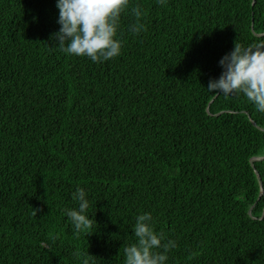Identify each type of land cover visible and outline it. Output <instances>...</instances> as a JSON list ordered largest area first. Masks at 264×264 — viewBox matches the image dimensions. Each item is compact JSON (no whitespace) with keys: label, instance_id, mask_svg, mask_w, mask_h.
<instances>
[{"label":"trees","instance_id":"1","mask_svg":"<svg viewBox=\"0 0 264 264\" xmlns=\"http://www.w3.org/2000/svg\"><path fill=\"white\" fill-rule=\"evenodd\" d=\"M252 1L129 0L121 54L94 62L55 47L56 0H0V264H125L143 213L167 264H264V113L207 90L264 41ZM78 187L97 224L79 234Z\"/></svg>","mask_w":264,"mask_h":264},{"label":"clouds","instance_id":"2","mask_svg":"<svg viewBox=\"0 0 264 264\" xmlns=\"http://www.w3.org/2000/svg\"><path fill=\"white\" fill-rule=\"evenodd\" d=\"M56 6L60 28L54 33L55 47L94 62L121 54L123 40L117 37L121 14L128 8L129 0H56ZM132 13L137 23L131 26V31L139 34L144 29L139 22L143 16L141 6L133 7ZM219 64L223 71L218 79L209 81L207 90L214 95L243 94L257 111L264 113V41L247 46L235 43ZM73 199L79 202L78 207L63 211L79 234L81 230H90L96 221L87 214L90 201L83 187L76 189ZM33 211L36 214L39 210ZM134 235L136 242L124 248L125 264H167L168 253L176 242L155 230L151 213L136 217ZM83 255L86 258L81 264H91L89 258L93 256L88 252Z\"/></svg>","mask_w":264,"mask_h":264},{"label":"water","instance_id":"3","mask_svg":"<svg viewBox=\"0 0 264 264\" xmlns=\"http://www.w3.org/2000/svg\"><path fill=\"white\" fill-rule=\"evenodd\" d=\"M252 3H254V0L252 1ZM264 160V156L263 157H259V158H253V159H250V165L253 164L254 161H262ZM261 193H262V190H261Z\"/></svg>","mask_w":264,"mask_h":264}]
</instances>
